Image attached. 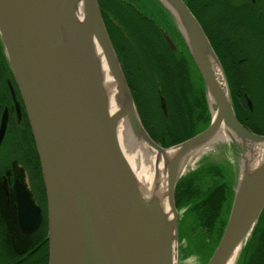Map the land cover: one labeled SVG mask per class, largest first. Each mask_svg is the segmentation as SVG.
<instances>
[{"label": "water", "instance_id": "95a60500", "mask_svg": "<svg viewBox=\"0 0 264 264\" xmlns=\"http://www.w3.org/2000/svg\"><path fill=\"white\" fill-rule=\"evenodd\" d=\"M156 1L194 62L211 115L206 130L169 148L155 141L141 120L98 0H0V38L26 106L47 193L49 264H177L176 188L215 142L231 146L242 165L238 178L227 167L235 175L232 208L207 264L232 263L264 213V162L253 171L245 164L246 154L264 142V135L238 119L224 67L187 3ZM80 3L83 19L78 17ZM95 43L122 97L114 115ZM214 66L222 72L225 90ZM161 103L167 113L165 100ZM247 103L252 110L250 97ZM121 118L128 120L136 140L131 145L174 152L165 165L173 217L140 188L119 142ZM222 127L228 138L217 139Z\"/></svg>", "mask_w": 264, "mask_h": 264}, {"label": "trees", "instance_id": "16d2710c", "mask_svg": "<svg viewBox=\"0 0 264 264\" xmlns=\"http://www.w3.org/2000/svg\"><path fill=\"white\" fill-rule=\"evenodd\" d=\"M98 1L139 115L151 137L169 148L206 130L211 115L205 92L195 99L188 90L189 67L195 65L180 35L173 40V50L164 31L152 27L150 22L143 23L123 0ZM184 1L204 28L225 73L231 72L230 90L238 119L251 131L264 135V2L257 0L250 9L248 1L250 6L239 5L236 0ZM113 33L122 39L123 45H117ZM242 59L245 61L241 62ZM247 97L252 98L253 110L246 103ZM206 177L218 178L219 182L202 192L199 183ZM233 185L229 169L213 166L185 177L176 188L177 208L187 207L196 216L201 242L210 240L200 249L201 256H209L208 261L228 221L231 208L226 218L224 213L233 203ZM262 222L264 213L254 234L261 227L264 229ZM258 255L254 254L247 264H256ZM260 256L264 257V253Z\"/></svg>", "mask_w": 264, "mask_h": 264}, {"label": "flooded vegetation", "instance_id": "af4514ba", "mask_svg": "<svg viewBox=\"0 0 264 264\" xmlns=\"http://www.w3.org/2000/svg\"><path fill=\"white\" fill-rule=\"evenodd\" d=\"M49 242V210L40 157L0 38V264H49ZM262 253L264 237L255 252L259 254L256 264H264Z\"/></svg>", "mask_w": 264, "mask_h": 264}, {"label": "rangeland", "instance_id": "374dc122", "mask_svg": "<svg viewBox=\"0 0 264 264\" xmlns=\"http://www.w3.org/2000/svg\"><path fill=\"white\" fill-rule=\"evenodd\" d=\"M123 1L133 10L136 11V13L139 15L140 20H142L143 23L148 24L150 22L152 24V27L156 26L157 28L162 29L164 31V34L167 33V36L170 39L172 40L177 39L178 32L175 29L174 24H172L171 19L168 13L166 12V10L156 0H123ZM236 1L244 3L247 2L248 0H236ZM261 2H264V0H261ZM113 36L118 46L123 45V41L121 38L118 37L116 38L115 33H113ZM182 50L183 49L181 48L180 51ZM240 61L243 62L245 60L242 59ZM235 62L238 63L237 61ZM189 69H190L189 73H190L191 81L189 82V84L187 83V87L190 93L195 97V99H198L199 97L203 96L204 85L198 75L197 70L192 64H190ZM230 73L231 72L229 70L226 71L228 84L231 88ZM253 109H254V103H253ZM131 146H132L131 150H139L141 152L139 161H142V164L143 165L145 164V166L149 168L151 166V160L149 159V155L146 152L142 151L141 149L143 148H141L139 145H134V146L131 145ZM230 147L231 146L220 142H215L214 144L210 145V147H208L197 157L194 164L195 169L190 174H188L187 177L199 171L202 168L222 166L225 168L233 167L234 171H236V178H238L241 171L242 163L239 156H236L233 153H231ZM231 174L234 181L235 175L233 173V170ZM216 182H219L218 178L206 177L199 183L200 190L204 192L210 189ZM230 208H232V206L231 207L228 206L226 208V213H224V218L227 217ZM178 211H179V241H178L179 258L177 264H206L209 256H201L202 252L200 251V249L202 250L201 247L202 244H209L210 240L201 242L198 221L196 219V216H194V214H192L187 210V207L178 209ZM262 229L263 227H261V230H257L256 234L253 235L254 238L252 237L253 239H250L251 238L250 236L248 241L243 246V248H245V246L248 244L243 255H241L243 256L241 264H247V262L250 259H252V257L254 256L256 249L260 243V239L262 238V234L264 230ZM239 257L237 258L235 264H238V261L240 259Z\"/></svg>", "mask_w": 264, "mask_h": 264}, {"label": "bare ground", "instance_id": "6f19581e", "mask_svg": "<svg viewBox=\"0 0 264 264\" xmlns=\"http://www.w3.org/2000/svg\"><path fill=\"white\" fill-rule=\"evenodd\" d=\"M251 5H249V4ZM247 2L241 3L239 5L243 6H250V9L256 6L257 0L255 3L248 0ZM78 9V17L80 19L84 18V9L85 6L83 3H80L77 7ZM164 38L166 42L170 45L166 34H164ZM96 47V55L100 61V67L103 77V86L106 92L107 104L110 115L116 114L120 109L121 104V95L118 92L116 82L110 72V69L107 65V62L104 58L102 50L100 46L95 43ZM170 47L175 50L176 47ZM215 77L220 83V87L225 90V85L223 82V75L220 71L219 67L214 66ZM117 134L119 138L120 145L124 152L125 157L127 158L128 162L130 163L134 174L138 180L140 188L142 189L144 195L147 197L148 200L157 199L161 201V204L164 208V211L173 217L171 212V208L168 204L167 200V162L173 156L174 152H167L166 154L160 153L155 149H151L145 145H139L142 151L146 152L149 155V159L151 160V166L147 168L145 164H142V161H139L141 152L139 150H131V144H136V140L133 137L128 120L126 118H121L118 122L117 126ZM217 139H225L228 138L227 132L225 128H221L218 133ZM264 162V142L261 144L254 145L251 150L248 151L246 154L245 164H247V168L249 171H253L258 166H260ZM244 248L242 247L241 250L238 252L235 260L230 264H235L237 258L243 255ZM240 258V257H239Z\"/></svg>", "mask_w": 264, "mask_h": 264}]
</instances>
